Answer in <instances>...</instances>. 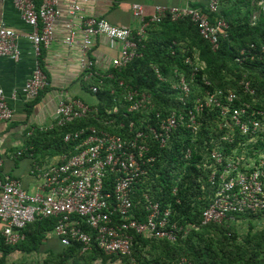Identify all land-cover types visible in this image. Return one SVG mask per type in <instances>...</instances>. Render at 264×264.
Returning <instances> with one entry per match:
<instances>
[{
  "label": "built area",
  "instance_id": "1",
  "mask_svg": "<svg viewBox=\"0 0 264 264\" xmlns=\"http://www.w3.org/2000/svg\"><path fill=\"white\" fill-rule=\"evenodd\" d=\"M12 1L22 21L31 28L28 40L34 55V67L23 92L33 100L49 86L42 55L54 39V25L60 17V0H39V4L36 0ZM221 4L222 0H207L204 10L194 6L156 5L152 15L146 16L144 7L136 3L132 5V13L140 21V26L134 29L114 26L105 19L89 16L76 0L68 13L67 35L63 42L69 48L77 45L82 48V67L87 74L85 81L89 82L100 76L95 71L93 60L88 57L94 38L103 36L121 45L119 57L113 60V67L121 69L141 56L139 44L146 38L148 26L159 24L165 18L172 21L189 18L199 27L202 38L214 50L218 49L220 37L228 25L222 19L212 24L209 14L217 13ZM260 6L264 10V3ZM258 18L259 15L253 16L254 20ZM79 35L83 38L81 42L77 40ZM0 57L14 61L21 57L18 33L3 22H0ZM248 59L264 62V45L252 44L242 50L236 62L242 64ZM185 64L193 67L191 78L188 80L181 72L174 71L173 81V89L179 92L184 110H174L165 116L155 112L150 94L126 89L127 113L142 112L147 116L140 126L131 121L128 133L123 135L92 125L68 132L64 141L73 144L72 153L61 155L60 161L49 167L34 166L35 191H25L19 180L2 174L3 159L0 158V223L7 245L24 242L27 225L46 218L57 219L54 233L64 246L77 243L81 253L85 254L96 245L107 256L128 258L129 264H136L133 257L136 235L169 243L186 237L192 226L172 221L171 207H163L144 194L146 215L142 220L138 217L133 196L137 185L147 176L145 166L155 161L150 155L151 143L166 147L181 126L196 133L198 118L207 109L219 112L222 144L233 145L236 141L237 144L230 153L216 147L208 157L211 163L209 182L215 189V195L202 211V224L235 221L236 215L246 213L264 214V110L254 108L236 90L223 89L205 91L194 98L189 107L188 100L199 69L190 58H186ZM155 72L159 79L165 80L158 70ZM204 82L210 86L208 81ZM119 85L124 86V83L120 81ZM240 86L243 93L251 97L256 95L245 77ZM89 89L96 94L98 86L92 85ZM56 112V126L66 127L94 116L97 109L80 99L68 98L58 103ZM113 113H119V110L114 108ZM153 113L156 122L150 116ZM12 117L13 110L0 85V123L8 122ZM113 122L106 121L108 124ZM118 127L125 128L124 123ZM21 154L18 153L19 156ZM186 157L190 158V151ZM82 224L90 232H85ZM177 264L193 263L182 257Z\"/></svg>",
  "mask_w": 264,
  "mask_h": 264
},
{
  "label": "trees",
  "instance_id": "2",
  "mask_svg": "<svg viewBox=\"0 0 264 264\" xmlns=\"http://www.w3.org/2000/svg\"><path fill=\"white\" fill-rule=\"evenodd\" d=\"M261 0H222L220 9L215 14H209L210 21L215 24L222 19L228 25L223 30L218 49L202 38L199 27L189 18L172 21L165 18L159 24H150L146 38L139 44L141 56L121 69L111 68L105 74L93 78L87 85L98 86L96 94L89 92L97 99L96 114L87 120L66 127H54L37 132L31 137V146L41 147L44 153L54 155H69L73 144L64 141L65 135L82 126L92 125L109 132L123 135L127 132L131 121L140 126L147 117L145 113L128 114V103L125 101L126 89L148 93L152 96L155 112L169 114L171 111L185 109L179 100V92L173 89L174 71H179L189 80L194 73L193 67L186 65L190 58L199 71L195 74L196 81L192 85V95L188 100L189 107L197 96L205 91L216 89L236 90L243 100L256 109L264 110V62L245 60L242 64L236 62L240 52L252 44L258 47L264 45V10L257 6ZM39 4V0H36ZM207 0L195 5L204 10ZM259 11V18L253 19V11ZM226 35V37H223ZM43 65V63H42ZM95 70V69H94ZM155 70L165 79L161 80ZM96 71V70H95ZM97 72V71H96ZM112 76V77H111ZM251 83L256 95L251 97L242 91L240 81ZM204 80L210 83L205 85ZM122 81L124 86H120ZM43 92L37 97L39 98ZM35 98V99H37ZM34 99V100H35ZM114 108L119 113H113ZM127 114V116H126ZM156 122L155 113L150 115ZM219 112L207 109L198 118V131L193 133L186 126L179 127L171 137L167 146L160 148L151 143V156L155 161L145 169L147 176L137 185L133 196L136 211L143 220L146 213L144 194L151 201L159 202L163 207H171V220L180 225H191L192 229L186 237L175 243H169L153 238L134 237L133 257L136 264H177L185 257L193 264H264V214L246 213L236 215L235 221L222 224H202V211L211 202L215 189L209 182V155L214 148H223L230 153L237 144H226L220 141L223 131L219 129ZM106 121H114L108 124ZM124 123L125 128H119ZM43 131V130H42ZM40 140V141H39ZM41 150V149H40ZM190 151V158L187 154ZM32 155L38 150H29ZM39 165V164H36ZM35 166V164H34ZM40 166V165H39ZM34 168V167H33ZM57 219L46 218L27 225L24 229L26 239L15 246L5 243L0 232V264H8L7 257L15 251L31 254L40 252L41 245L47 239V233H54ZM239 225L246 227L242 233ZM85 232L90 229L82 224ZM63 251L54 253L56 258L45 264H129L126 257L107 256L96 245L93 250L82 254L81 247L76 243L64 246Z\"/></svg>",
  "mask_w": 264,
  "mask_h": 264
},
{
  "label": "crops",
  "instance_id": "3",
  "mask_svg": "<svg viewBox=\"0 0 264 264\" xmlns=\"http://www.w3.org/2000/svg\"><path fill=\"white\" fill-rule=\"evenodd\" d=\"M76 0H60L58 9L60 17L54 25V39L48 48L43 50V70L48 77L49 86L37 99H29L23 92L24 85L34 67V55L28 35L31 28L25 24L12 0L0 1V22L5 23L18 33V46L21 57L18 61L0 57V85L4 89L7 101L13 110V117L8 122L0 123V158L3 159L1 173L19 180L25 191H35L37 180L33 173L34 164L49 167L60 161L61 155L44 153L38 142L37 147L31 146V137L37 132L56 127L57 106L62 99L77 98L90 106L98 104L97 99L89 92L85 81L86 72L82 67L84 57L82 48H69L64 44L67 35L66 25L69 20V10ZM84 7L87 15L105 19L114 26H128L137 29L140 21L132 13L133 4H141L145 15L150 16L156 5L195 6L204 0H77ZM202 8V7H200ZM78 42L83 41L81 35ZM121 45L103 36L94 38L93 45L88 51V57L94 62L95 69L100 75L113 68V60L118 58ZM87 84V85H86ZM43 130V131H42ZM46 130V131H47ZM41 149V150H40ZM29 150H38L35 155ZM22 152L19 156L18 153ZM0 223V232L2 231ZM63 245L59 240L47 233V239L40 247V252L31 254L41 255L43 262L56 258L54 253H61ZM54 249V253L49 252ZM15 251L7 257V262L15 256L31 255ZM1 256V253H0Z\"/></svg>",
  "mask_w": 264,
  "mask_h": 264
},
{
  "label": "rangeland",
  "instance_id": "4",
  "mask_svg": "<svg viewBox=\"0 0 264 264\" xmlns=\"http://www.w3.org/2000/svg\"><path fill=\"white\" fill-rule=\"evenodd\" d=\"M261 3H264V0H261L260 2L257 3V6L259 7ZM254 17L259 15V11L255 9L253 11ZM239 231L244 233L247 228L242 227V225H239ZM8 264H45V261L43 262L41 255L38 254H31V255H25L22 257L15 256L11 258V261L8 262Z\"/></svg>",
  "mask_w": 264,
  "mask_h": 264
}]
</instances>
